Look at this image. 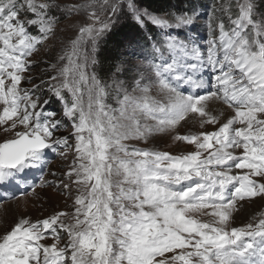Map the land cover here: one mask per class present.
<instances>
[{"label":"snow or ice","instance_id":"snow-or-ice-1","mask_svg":"<svg viewBox=\"0 0 264 264\" xmlns=\"http://www.w3.org/2000/svg\"><path fill=\"white\" fill-rule=\"evenodd\" d=\"M236 3L233 26L217 25L205 55L187 34L198 31L194 7L177 13L143 0H0V191L34 190L50 153L68 160L74 151L63 173L69 183L55 187L71 197L75 184L78 192L71 212L24 217L0 233V264H264V211L240 225L234 215L264 200V0ZM58 12H84L93 23L58 58L67 63L51 65L57 83L36 84L26 75L29 58L55 34ZM121 16L130 31L105 71L96 53ZM89 41L91 55L80 51ZM53 99L62 105L59 118L46 110ZM210 101L226 108L213 115ZM190 114L202 118L201 128L217 126L174 135L191 151L126 143H147ZM46 183L53 186L43 179L40 186Z\"/></svg>","mask_w":264,"mask_h":264},{"label":"rangeland","instance_id":"rangeland-1","mask_svg":"<svg viewBox=\"0 0 264 264\" xmlns=\"http://www.w3.org/2000/svg\"><path fill=\"white\" fill-rule=\"evenodd\" d=\"M58 2L63 5H72L78 3H85L86 0H58ZM259 3V0H258ZM205 7H195L196 12L200 16L199 27L197 34L187 33L189 36L195 35L198 40V46L201 48L202 52L206 55L208 48V41L215 36H218L219 29L217 25L223 22L225 29H230L233 25L231 20L237 18L239 9L237 7L236 0H209ZM97 14L103 20L106 13H102L99 7H97ZM191 10V9H190ZM261 11L264 12V5L261 6ZM172 12H186L184 10H173ZM190 13V11H187ZM60 19L55 27V34L50 36L48 40L44 41L43 44L37 46V51L29 59L32 61V67L30 72L26 75H31L33 77V82L39 84L41 80L49 81L50 84H55L57 81H51L50 77L57 75V71L51 68L52 64H57V69L62 67L67 60L59 61V57L63 55L66 51L71 50V41H74L79 36V29L85 25L92 24L93 20L89 18L87 13L84 12H65L57 13ZM231 18V19H230ZM259 19V17H257ZM131 23L130 20L120 17L116 27L118 28L122 24ZM211 25V28L209 27ZM154 31H159L154 29ZM186 31V30H185ZM33 34H36L33 32ZM110 35V34H109ZM104 37L101 42L99 49L96 53V58L99 60L98 54L103 46L106 39L109 37ZM91 42L82 44L80 51L88 52L91 55ZM100 61V60H99ZM158 62V61H157ZM108 67L110 66L107 65ZM90 67L88 71H92ZM97 71H100V65L96 66ZM22 86L25 88L31 87V85L22 82ZM43 98L48 99L50 93L48 92L47 86H42ZM40 94V93H37ZM153 95L157 99L162 98V94H157L153 90ZM70 99V97H69ZM212 103H218L216 101H211ZM107 103L112 104L116 107L115 101L111 98L108 99ZM219 105V103H218ZM211 108L216 109L212 111L213 115H219V111L225 109L226 106H216L213 104ZM47 111H53L59 115L62 113V105L53 99V101L47 105ZM231 111V110H227ZM217 113V114H216ZM202 118L198 114H190V118L187 122L182 121L180 125L177 126L175 130L168 132L156 133L153 137H150L147 143L143 141L130 140L126 141L127 144L135 146L137 148H149L157 151H167L173 155L180 154L181 152H187L192 150V146L186 145L185 142L176 141L173 139L174 135H186L189 133H198L213 131L217 126L205 125L203 128L200 127V121ZM223 120V118H221ZM149 123H152L149 121ZM66 135L67 132H64ZM3 134L0 133V141L3 140ZM74 151L69 153L68 160H64L57 156L55 153L49 154V165L44 170L43 173L37 172L31 181L34 185L33 188H28L24 191H15L14 194L11 191L5 192L0 191V196L6 197L5 199H0V233H2L6 228L10 229L19 219L28 217L32 221L38 219H44L54 212L64 211L71 212L72 205L74 202L75 195L78 194L77 186L75 184L71 185V197L69 196L67 190L58 191L55 185L59 184L61 180L65 183H69L66 176L63 175L67 171L68 166L71 164V160L74 158ZM238 173H243L247 170H235ZM52 173H57L53 176ZM47 181L53 186H48L46 183L41 187V181ZM264 211V200L260 198H254V202L250 204H245V208L241 211L234 213L237 217V225L248 223L252 221L253 216ZM199 219L207 221L211 217L203 216L200 214H195ZM53 241L49 238L44 241L46 244H51Z\"/></svg>","mask_w":264,"mask_h":264},{"label":"trees","instance_id":"trees-1","mask_svg":"<svg viewBox=\"0 0 264 264\" xmlns=\"http://www.w3.org/2000/svg\"><path fill=\"white\" fill-rule=\"evenodd\" d=\"M208 1L209 0H143V3L146 6L150 5L152 8H163L167 11L184 10L187 12L193 7H205L204 5H206ZM130 26L131 23H128L122 24L118 28H114L113 32L109 35L101 47L98 57L102 62L105 71L108 68L107 65H111L114 62L113 57L116 52L117 41L129 33Z\"/></svg>","mask_w":264,"mask_h":264},{"label":"bare ground","instance_id":"bare-ground-1","mask_svg":"<svg viewBox=\"0 0 264 264\" xmlns=\"http://www.w3.org/2000/svg\"><path fill=\"white\" fill-rule=\"evenodd\" d=\"M209 103H210L211 105L213 104L214 107L219 106L218 103H215V102L212 103V102L210 101ZM222 110H224V109H222ZM229 112H230V111H229ZM216 114H217V113H216ZM1 206H2V205H1ZM1 206H0V207H1Z\"/></svg>","mask_w":264,"mask_h":264}]
</instances>
